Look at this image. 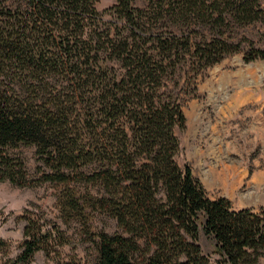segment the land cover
I'll use <instances>...</instances> for the list:
<instances>
[{
    "label": "trees",
    "instance_id": "16d2710c",
    "mask_svg": "<svg viewBox=\"0 0 264 264\" xmlns=\"http://www.w3.org/2000/svg\"><path fill=\"white\" fill-rule=\"evenodd\" d=\"M98 2L0 0V181L55 182L67 214L114 218L117 231L92 233L88 264H256L264 207L211 198L176 162L174 129L184 68L196 77L237 52L230 34L264 19L261 0ZM256 58L263 49L245 52ZM23 147L34 148L33 177ZM200 228L220 260L201 251ZM24 236V260L68 242L55 225L28 222Z\"/></svg>",
    "mask_w": 264,
    "mask_h": 264
},
{
    "label": "rangeland",
    "instance_id": "374dc122",
    "mask_svg": "<svg viewBox=\"0 0 264 264\" xmlns=\"http://www.w3.org/2000/svg\"><path fill=\"white\" fill-rule=\"evenodd\" d=\"M114 0H99L101 11ZM264 6V0H261ZM140 4V2H138ZM231 40L239 50L193 77L184 70L176 91L185 117L175 128L179 140L176 162L188 166L211 198L226 197L233 208L264 207V59L245 61L251 47L264 50V19L233 29ZM29 175L36 173L33 147L21 148ZM64 185L43 182L17 186L0 181V264H88L96 254L93 232L118 230L114 218L89 211L88 221L62 210L58 197ZM83 191L82 186L79 188ZM28 222L36 228H60L68 242L57 251L35 250L19 259ZM198 244L210 259L218 261L215 241L199 229ZM228 264V263H222ZM256 264H264L261 255Z\"/></svg>",
    "mask_w": 264,
    "mask_h": 264
}]
</instances>
